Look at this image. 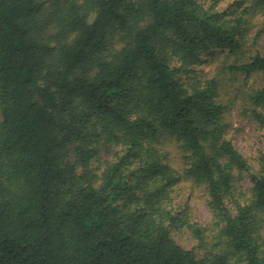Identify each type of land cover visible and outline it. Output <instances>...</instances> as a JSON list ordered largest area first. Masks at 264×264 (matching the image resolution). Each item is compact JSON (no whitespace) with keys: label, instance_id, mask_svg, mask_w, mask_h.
<instances>
[{"label":"trees","instance_id":"obj_1","mask_svg":"<svg viewBox=\"0 0 264 264\" xmlns=\"http://www.w3.org/2000/svg\"><path fill=\"white\" fill-rule=\"evenodd\" d=\"M223 1L0 0V264H264V150L252 167L199 70L264 77V0ZM247 97L264 130V84ZM185 178L211 226L176 202Z\"/></svg>","mask_w":264,"mask_h":264},{"label":"rangeland","instance_id":"obj_2","mask_svg":"<svg viewBox=\"0 0 264 264\" xmlns=\"http://www.w3.org/2000/svg\"><path fill=\"white\" fill-rule=\"evenodd\" d=\"M231 2L232 0H225L220 6H227ZM250 2L249 0L247 4ZM245 16L249 28V38L255 40L254 46H250V48L254 51L259 50L264 53V9L261 7H252ZM251 42H249L250 45ZM221 56L224 58V55ZM221 60L210 56L199 66V70H204L203 75H216L219 79L222 99L228 105L226 121L229 124V137L247 157L252 167H256L258 159L264 150V130L249 115L246 99H248L247 95L253 88L260 87L264 84V77L261 74L246 77L241 73L234 74L224 71L220 69ZM161 143L163 150L168 155L170 163L182 171L184 169V163L175 139L171 136L164 135ZM239 185H242L244 190H248L250 186L249 176H244L242 181L239 182ZM175 197L179 205L187 203L191 206L197 221L203 225H212V213L207 206L208 196L202 186H197L190 179L185 178L180 187L177 188ZM173 234L177 241L185 248L198 250L195 239L187 229L174 230Z\"/></svg>","mask_w":264,"mask_h":264}]
</instances>
